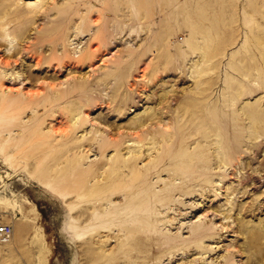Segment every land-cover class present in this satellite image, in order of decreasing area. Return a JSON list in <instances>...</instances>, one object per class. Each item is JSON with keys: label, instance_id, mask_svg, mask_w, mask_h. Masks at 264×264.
Here are the masks:
<instances>
[{"label": "rangeland", "instance_id": "obj_1", "mask_svg": "<svg viewBox=\"0 0 264 264\" xmlns=\"http://www.w3.org/2000/svg\"><path fill=\"white\" fill-rule=\"evenodd\" d=\"M17 2L0 3L5 5L0 11L10 10L13 21L1 31L0 56L20 53L17 64L0 66L7 84L18 89L20 98L26 91L41 90L51 98L84 87L56 105L55 117L41 125L43 132L55 134L58 112L72 104L82 106L80 142L131 135V121L153 111L163 117L160 129L172 127L180 110L190 114L192 108L197 119L215 108L219 121L212 131H190L175 148L205 160V169L180 176L185 184L168 200L154 203L152 197L170 181L182 183L166 165L148 175L142 204L134 206L118 194L92 206L84 229L93 223L107 227L95 237L91 231L80 234L83 228L73 231L79 218L71 211L78 204L74 193L66 195L57 182L72 174L74 163L67 161L65 171L64 161L84 148L55 163L52 154H41L47 149L42 140L23 141L24 129L0 132V226L13 230L7 242L0 241V264H264V0ZM35 3L41 4L36 18L30 13ZM20 12L27 15L18 18ZM22 29L26 37L19 43L11 33ZM39 37L47 41L40 43ZM25 44L35 45L32 54ZM88 52L97 53L92 64L78 63ZM48 83L56 92L46 89ZM85 89L87 94H81ZM89 94L95 98L91 107ZM35 114L40 121L46 118L42 108ZM33 115L27 111L23 122ZM46 141L58 144L56 150L63 147L62 139ZM130 144L122 145L123 158L134 157L126 153ZM151 148L142 149L139 168L162 153ZM114 156L113 148L104 155L89 152L83 168L112 162ZM185 165L189 170L191 165ZM139 204L144 212L138 215L133 208ZM129 224L133 230L118 232ZM197 227L207 233L193 236ZM139 235L150 243L130 249L126 242ZM155 239L176 247L166 256L156 255Z\"/></svg>", "mask_w": 264, "mask_h": 264}, {"label": "bare ground", "instance_id": "obj_2", "mask_svg": "<svg viewBox=\"0 0 264 264\" xmlns=\"http://www.w3.org/2000/svg\"><path fill=\"white\" fill-rule=\"evenodd\" d=\"M17 1V3L19 4V2H21L22 0ZM0 3L2 5L3 0H0ZM40 5V3H35V5H32V8L30 9V13L35 16V18L36 15L40 13ZM2 11L3 10L0 11V34L1 31L4 30V27L6 25L11 24L13 22L10 21L9 18L11 16L10 10H8V13H4ZM26 15L27 13L20 12V15L16 16L20 18ZM4 18L7 19V22H4ZM23 30L24 29H22L19 33H17L15 30L12 33L10 32L12 35H14L13 39H17L19 43L25 41L26 31ZM11 34L7 35L12 36ZM38 40L40 43L47 41V39H43L41 37H39ZM34 46L35 45L25 44V50L27 54L33 53ZM19 54L20 53L15 50V53L13 55L4 54V56H0V66H3V68H8L11 67L12 64H17L20 61L19 59H17V56ZM95 58H97V53L88 52L85 53V55L80 56L77 59V62L83 64L87 61L88 64H92ZM6 75L7 73H0V132H4L7 130L11 131V129H13L14 127L24 129L25 132H27L28 134L23 136V141L42 140L40 144L43 146V149H47L45 151H41V154H43L44 157H47L52 154V160L55 161V163L61 161L67 153H72V151L75 149L80 150L84 148L80 151V153H74L72 158L66 159L64 161L66 166L63 169L65 171H67L66 167L68 166V162L69 164L74 163V166L72 167V174H67V176L57 179L58 184L65 188V191L67 192L66 195L74 193V196L76 198V204H78L76 205L74 210L71 211L73 212V214L75 213L76 215H78L79 218L73 231H78L82 228L84 229V227L89 224L92 218V213H89L87 211L88 209H90L92 206H95L97 203H103L111 197L117 196L118 194H124L127 198L128 203L130 202V204L134 206H136L138 202L142 204L144 200H147V196L142 195L141 193L144 192L147 188L148 175H154L155 173L159 172L161 168H165L166 165L172 170L173 176L177 177L176 180L181 178L180 176H184L186 172L191 173V175H196L199 171L201 172L202 169H205V160H201L200 158H198V156H196V154H187L179 150L176 152L175 148L185 140V137L188 134H191L190 131H200L201 129H199V127L205 128L204 130L211 129L212 131V126L219 121V119H217V113L216 111H214V107L213 113H211L210 115H204L199 119H197L198 117L195 114L191 113L193 112V108L191 109L190 114L186 112L187 110L185 109L184 113L180 110L176 120L173 121L174 124L172 125V127L170 126L168 128L167 125H163L164 129L159 128V126L163 123V117H161L159 113L153 111L152 114L148 113L142 117L136 118V120L131 121L128 126V128L133 131L131 135H129V133H127L126 135L120 133L116 136L111 135L108 139H104L101 141L96 138H84L80 142L76 138H78V130L81 129L84 123V119L79 118L82 115V106L75 107L78 105L72 104L71 107H67L64 111L58 112V115L60 116L59 118H57V121L59 122L56 125L59 126L56 128L52 127V131H54L55 134L53 133L51 135L50 133L47 134L43 132L41 129V125H43L47 121V118L55 117L56 111L53 112L52 110L56 107L59 102L66 101L67 98H69L72 94L77 93L76 91H78L79 88L83 90L84 87H77L76 89L73 88L66 91L61 90V93L59 95L54 94V96L51 98H48L47 93H42L41 90H38L37 92L33 93L26 91L20 98L18 89H15L7 84L5 77ZM17 79L18 78H14L15 81ZM45 86L47 87L46 89H50L51 92H56L55 86L53 87V84L48 83ZM6 90L8 92H6ZM85 90L84 92L80 93L87 94L88 91ZM12 92L17 93L19 96L17 98H13L12 96H10V93ZM240 96H242V94ZM87 98V107H91L95 102V98H93V95L91 94H89ZM113 102H109V104L112 105ZM201 106H204V104ZM41 108L42 111H44V117H46L42 121H40V115L38 116V114H35V112L38 111V109L40 110ZM29 110L31 111V114L34 115L29 122L25 123L23 122L22 118H24V114H26ZM118 111L119 109L115 108V112ZM161 115L163 114L161 113ZM60 118L62 120H59ZM197 120H200V123L197 124ZM154 124L157 126L156 130H153L151 132L148 127ZM64 125L65 127H63ZM124 136H127L131 139L127 141L125 140L126 137ZM58 139L64 140L62 142L63 147L59 148L58 150H56V146L58 144L55 146L53 144L54 142L50 143L49 141H46H55ZM127 142H130L131 144L128 145L126 153H132L134 155V157L132 156V158L130 159L123 158V155L121 154V147H123L122 145H125ZM169 142H171V144H168ZM146 146H152L151 150L149 149V152L152 151L154 148H158L162 150V153L159 154L158 157L154 158L149 165L139 168L137 165V160L140 159L141 151ZM110 148H113L115 151V156L112 162L102 160L97 164L91 165L89 169L83 168V165H85L83 161H87L89 152L95 151L97 153H100L101 155H104L109 151ZM87 149L88 151H86ZM186 157H190V160L184 161L182 159ZM186 162L191 165L189 170L185 165ZM107 166L108 168H106ZM128 176H130V181L127 180ZM181 180L182 183L179 185L174 184L170 181L164 187H162L159 192H154L152 194L154 203H158L162 199H170L172 192H175L176 190L184 186L185 182H183L182 178ZM91 183L94 184L91 185ZM140 204L137 207L133 208V210L136 212L135 214L139 215L144 212V207H142V205ZM111 211L119 212L115 208H112ZM109 215L112 218H115L117 216V213H110ZM107 218L111 220L109 216ZM106 229L107 227H104L103 225H99L98 227L95 223H93V227L90 230L84 229V231L80 234H85L86 232L91 231L90 234L95 237L99 236ZM131 230L133 229H131L129 224L121 226L118 232L123 233ZM206 233L207 231L205 227H197L194 228L193 236H204ZM126 243L130 247V249L137 250L140 249V247L149 244L150 238L148 236L139 235L132 240L128 239ZM154 245L155 247H157L154 253L156 255L161 256H166L169 250H172V248L176 247L174 245H171L169 242L165 240L162 241L160 239H155Z\"/></svg>", "mask_w": 264, "mask_h": 264}, {"label": "built area", "instance_id": "obj_3", "mask_svg": "<svg viewBox=\"0 0 264 264\" xmlns=\"http://www.w3.org/2000/svg\"><path fill=\"white\" fill-rule=\"evenodd\" d=\"M13 230L12 227L9 225H3L0 226V240L1 241H7L10 239V236L12 235Z\"/></svg>", "mask_w": 264, "mask_h": 264}]
</instances>
